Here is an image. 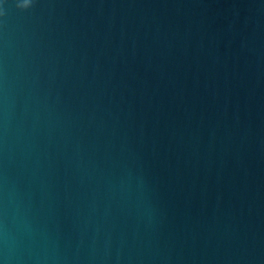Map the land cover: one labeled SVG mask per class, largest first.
<instances>
[{
  "label": "water",
  "instance_id": "water-1",
  "mask_svg": "<svg viewBox=\"0 0 264 264\" xmlns=\"http://www.w3.org/2000/svg\"><path fill=\"white\" fill-rule=\"evenodd\" d=\"M0 0V264H264V0Z\"/></svg>",
  "mask_w": 264,
  "mask_h": 264
},
{
  "label": "clouds",
  "instance_id": "clouds-1",
  "mask_svg": "<svg viewBox=\"0 0 264 264\" xmlns=\"http://www.w3.org/2000/svg\"><path fill=\"white\" fill-rule=\"evenodd\" d=\"M28 6H29V0H24L23 3L18 5V7L20 8H27Z\"/></svg>",
  "mask_w": 264,
  "mask_h": 264
}]
</instances>
